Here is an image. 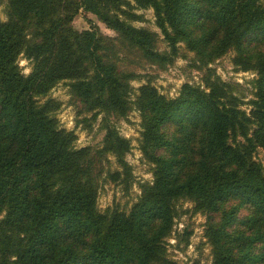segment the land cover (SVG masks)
I'll return each mask as SVG.
<instances>
[{"label":"trees","instance_id":"1","mask_svg":"<svg viewBox=\"0 0 264 264\" xmlns=\"http://www.w3.org/2000/svg\"><path fill=\"white\" fill-rule=\"evenodd\" d=\"M148 8L159 32L132 23ZM80 12L115 34L76 29ZM7 16L0 20V264H172L166 239L181 201L207 217L212 264H264V163L255 159L264 151V0H7ZM180 44L197 67L232 51L236 67L253 71L249 112L240 85L212 70L202 86L184 83L175 97L148 78L132 99L136 68L165 69ZM19 56L32 62L28 74ZM63 80L82 111L104 113L100 146L74 147V131L55 116L60 102L41 100ZM132 108L152 179L128 211L101 212L100 182L131 177L130 141L115 121Z\"/></svg>","mask_w":264,"mask_h":264},{"label":"rangeland","instance_id":"2","mask_svg":"<svg viewBox=\"0 0 264 264\" xmlns=\"http://www.w3.org/2000/svg\"><path fill=\"white\" fill-rule=\"evenodd\" d=\"M137 12L143 15V20L133 21L135 26H144L159 32L154 24L151 8L141 9ZM7 18V0H0V20L5 21ZM72 23L78 30L95 25L104 34H115L90 13L80 12L74 17ZM165 46L164 42L159 44L160 49L165 48ZM233 54L232 51H229L215 59L207 67H197V63L194 61V53L180 44L179 56L165 69H158L150 64L136 68L141 76L130 82L133 89L130 97L134 98L136 88L145 83L148 78L160 93L167 97H175L184 83L202 86L204 77L212 70L220 79L240 85L243 94L241 108L249 112L248 100L252 98L253 91L250 81L255 73L251 70L243 71L236 67L232 62ZM18 65L24 74L31 71L32 62L24 56H19ZM67 83V80L58 82L41 100L51 98L60 102L59 108L55 111V116L62 127L74 131L76 135L74 147L100 146L104 134L102 127L104 113L101 112L92 116L93 112L82 111L81 104L71 97ZM115 126L119 133L130 141L131 147L125 158L131 167V177L127 184L108 180L100 182L97 207L101 212L114 207L128 211L140 195L141 185L152 179V165L144 158L139 148V112L132 108L126 117L115 121ZM255 159L264 163V151L262 149L257 150ZM110 161V167L115 168L116 165L112 157H110ZM177 206L180 214L175 218L171 237L166 239L168 259L172 264H212L211 247L204 236L206 215L194 212L192 203L187 201L178 202Z\"/></svg>","mask_w":264,"mask_h":264}]
</instances>
